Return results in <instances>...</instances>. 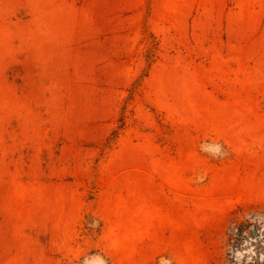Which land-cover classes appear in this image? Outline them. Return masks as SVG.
<instances>
[{
	"label": "rangeland",
	"instance_id": "374dc122",
	"mask_svg": "<svg viewBox=\"0 0 264 264\" xmlns=\"http://www.w3.org/2000/svg\"><path fill=\"white\" fill-rule=\"evenodd\" d=\"M248 224L264 0H0V264L250 263Z\"/></svg>",
	"mask_w": 264,
	"mask_h": 264
},
{
	"label": "trees",
	"instance_id": "16d2710c",
	"mask_svg": "<svg viewBox=\"0 0 264 264\" xmlns=\"http://www.w3.org/2000/svg\"><path fill=\"white\" fill-rule=\"evenodd\" d=\"M247 227L254 229L256 232V236H254L251 233V230H249L248 228L249 236L252 239V241L254 240L252 243V246L254 247L253 248L254 253H252L253 256L251 257L252 262L250 263L242 262L241 264H264V256L261 259L259 258V253H262V252L264 253V224L262 225L261 224H252V225L248 224ZM242 229L243 228L237 229L236 233L232 236L230 240L231 241L230 246L233 250L238 247V243H240L241 241Z\"/></svg>",
	"mask_w": 264,
	"mask_h": 264
},
{
	"label": "water",
	"instance_id": "95a60500",
	"mask_svg": "<svg viewBox=\"0 0 264 264\" xmlns=\"http://www.w3.org/2000/svg\"><path fill=\"white\" fill-rule=\"evenodd\" d=\"M255 234V233H254Z\"/></svg>",
	"mask_w": 264,
	"mask_h": 264
}]
</instances>
